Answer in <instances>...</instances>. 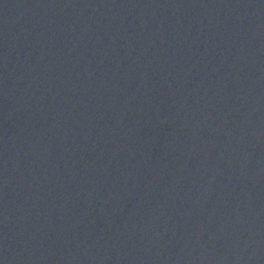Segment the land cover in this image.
<instances>
[{"label": "water", "instance_id": "1", "mask_svg": "<svg viewBox=\"0 0 264 264\" xmlns=\"http://www.w3.org/2000/svg\"><path fill=\"white\" fill-rule=\"evenodd\" d=\"M0 264H264V0H0Z\"/></svg>", "mask_w": 264, "mask_h": 264}]
</instances>
